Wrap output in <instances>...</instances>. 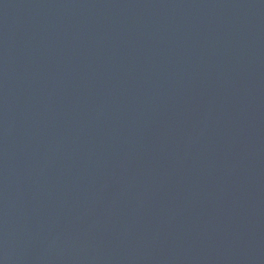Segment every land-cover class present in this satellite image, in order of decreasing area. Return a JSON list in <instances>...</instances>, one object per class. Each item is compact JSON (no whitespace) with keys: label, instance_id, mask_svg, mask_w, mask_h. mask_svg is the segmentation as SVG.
<instances>
[{"label":"water","instance_id":"95a60500","mask_svg":"<svg viewBox=\"0 0 264 264\" xmlns=\"http://www.w3.org/2000/svg\"><path fill=\"white\" fill-rule=\"evenodd\" d=\"M0 264H264V0H0Z\"/></svg>","mask_w":264,"mask_h":264}]
</instances>
